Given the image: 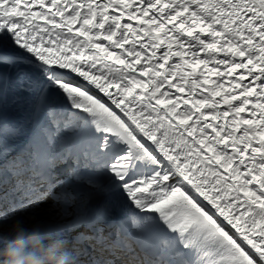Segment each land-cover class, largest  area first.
Instances as JSON below:
<instances>
[{
  "label": "snow or ice",
  "instance_id": "snow-or-ice-1",
  "mask_svg": "<svg viewBox=\"0 0 264 264\" xmlns=\"http://www.w3.org/2000/svg\"><path fill=\"white\" fill-rule=\"evenodd\" d=\"M9 171L30 221L88 226L77 264H264V0H0Z\"/></svg>",
  "mask_w": 264,
  "mask_h": 264
},
{
  "label": "clouds",
  "instance_id": "clouds-1",
  "mask_svg": "<svg viewBox=\"0 0 264 264\" xmlns=\"http://www.w3.org/2000/svg\"><path fill=\"white\" fill-rule=\"evenodd\" d=\"M9 234L7 242L0 243V264H77L67 240L46 237L38 224L28 228L15 219Z\"/></svg>",
  "mask_w": 264,
  "mask_h": 264
},
{
  "label": "bare ground",
  "instance_id": "bare-ground-1",
  "mask_svg": "<svg viewBox=\"0 0 264 264\" xmlns=\"http://www.w3.org/2000/svg\"><path fill=\"white\" fill-rule=\"evenodd\" d=\"M168 27H171V25H169ZM174 50H175V48H174ZM204 55H205L204 53H201V56H204ZM219 55L222 57L223 53H220ZM201 69H203V66H201ZM197 71L199 72L200 69H197ZM242 71H243L242 69L237 70L238 73L242 72ZM211 79L215 80V79H217V77L213 76V77H211ZM141 90H142L141 88H137L136 92L139 93V92H141ZM100 95H103V94L101 93ZM234 103H236V102H234ZM241 115H242V117L248 115V110L246 109L245 113H242ZM29 116H30V113H29L26 106L23 109H21L17 105H11V104L9 107H6L2 113L3 121L10 124V125H14V126H18V125L24 123L25 121L28 120ZM25 126L29 129H31V124H25ZM27 139H28L27 136H22L18 140L11 142V143H13L15 150L11 153V155L9 157H11L12 155H16L17 152H19L21 149H23L25 147V145L27 144ZM71 167H72V164H71V161H69L68 164L61 166L60 171L64 174H66L67 170ZM4 180L6 181L5 183H7V189L11 190V188L14 185L15 180L11 176L10 171L7 172V175L5 176ZM7 199H9V200L12 199V201L15 200V207H14L13 211H11L10 215H13V212H15L16 213V215L14 216L15 219H21L24 222L28 221L29 220L28 217L31 216L32 213L31 212H27V213L23 212V210L20 207L21 202L16 197L9 196ZM24 203H27V201H24ZM52 203H53V201H52L51 197H49L47 202L45 204H43L42 206L48 209V207ZM97 203H99V202L98 201L93 202V204L95 206ZM47 209H44V211H47ZM42 213H44V212L38 211L36 213V217H39ZM140 214H152V213L146 212V210H142ZM156 215H158V214H156ZM123 218H124L123 213H117L113 217L108 218V219H114L117 221L118 219H123ZM58 219H59V217H58L57 211H53V212L49 213V220L50 221H55ZM11 222L12 221H8V220L6 222H3V220L0 219V223H3V225L9 224ZM81 247L84 249V246H81ZM81 247L78 248L79 251L82 249ZM79 251H76L75 253L79 254ZM86 259H88V258H86Z\"/></svg>",
  "mask_w": 264,
  "mask_h": 264
},
{
  "label": "rangeland",
  "instance_id": "rangeland-1",
  "mask_svg": "<svg viewBox=\"0 0 264 264\" xmlns=\"http://www.w3.org/2000/svg\"><path fill=\"white\" fill-rule=\"evenodd\" d=\"M76 111H79V110H76ZM44 204H45V203H44ZM42 209H47V208H44V207L42 206V207H41V210H42ZM41 210H39V211H41Z\"/></svg>",
  "mask_w": 264,
  "mask_h": 264
}]
</instances>
